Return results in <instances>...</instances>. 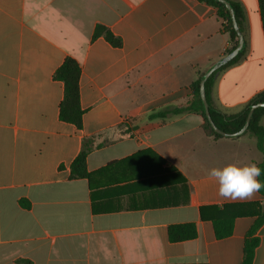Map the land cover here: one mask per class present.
<instances>
[{
	"label": "crops",
	"instance_id": "0c3cea01",
	"mask_svg": "<svg viewBox=\"0 0 264 264\" xmlns=\"http://www.w3.org/2000/svg\"><path fill=\"white\" fill-rule=\"evenodd\" d=\"M234 1L244 53L217 73L209 102L225 114L264 90L259 0ZM230 44L203 0H0V264H243L257 216L218 238L213 208L255 211L263 196L226 200L208 173L260 163L256 139L210 136L200 112L148 117L188 105ZM68 56L81 66V128L60 117L55 73ZM98 134L109 141L89 153V177L72 178L83 140ZM186 223L197 237L171 241L169 227ZM257 235L253 264H264V223Z\"/></svg>",
	"mask_w": 264,
	"mask_h": 264
},
{
	"label": "trees",
	"instance_id": "16d2710c",
	"mask_svg": "<svg viewBox=\"0 0 264 264\" xmlns=\"http://www.w3.org/2000/svg\"><path fill=\"white\" fill-rule=\"evenodd\" d=\"M209 4L215 6L218 11L219 17L222 19L223 30L229 34L231 44L226 49L225 53L231 52L238 44V34L233 26L232 18L229 10L224 3L216 0H203ZM232 2L233 8L236 12V17L241 30L243 29V9L241 5L234 1ZM261 16L264 27V0H259ZM96 32H105V36L113 43H118V39L107 29L102 26L96 28ZM244 48L229 62L221 66L216 70L206 81V93L208 101L210 102V94L212 91L213 83L216 75L221 70L237 62L239 58L243 55ZM206 70L199 72L197 79L192 83L191 88L193 92V97L188 105L176 107L167 106L157 111L151 112L149 114V119H161L165 120L176 114L195 111L200 112L204 118L203 128L204 131L215 138H221L223 135L217 133L210 125L204 110V105L200 96V81ZM80 76H81V66L79 62L68 56L64 63L57 69L55 77L65 84L64 98L61 103L60 117L63 121H67L75 124L78 128L82 127L84 109L81 106L80 100ZM258 102H264V90L259 92L249 103V108L237 114H225L212 105H210V112L215 124L222 130L233 133L239 131L245 124L250 107ZM264 116V107H258L254 110L252 118L248 129L242 135H248L256 139L257 148L263 154V160L258 163L262 170V175L259 178L261 182H264V125L261 122ZM108 139L102 134L93 135L83 140L82 148L79 154L76 156L71 167V177L72 178H85L89 177V171L87 168V157L89 153L98 147H101L108 143ZM185 182V181H184ZM263 196V201L254 203L258 206L255 211H240L237 208L241 206H249L246 204H230L224 205L223 207H214L213 209L218 210V214L213 216L211 219L214 224V229L216 236L218 238H224L233 233L235 218L239 215L252 214L256 215L257 218L251 228L248 230L245 237L244 245V259L243 264H253L255 250L259 244V237L257 232L260 226L264 223V188L259 191ZM23 206H29L28 202L20 200ZM252 205V204H251ZM201 212L204 216V208H201ZM169 237L173 242L189 240L197 237V226L194 223H186L180 225H172L169 227Z\"/></svg>",
	"mask_w": 264,
	"mask_h": 264
},
{
	"label": "clouds",
	"instance_id": "9594fccd",
	"mask_svg": "<svg viewBox=\"0 0 264 264\" xmlns=\"http://www.w3.org/2000/svg\"><path fill=\"white\" fill-rule=\"evenodd\" d=\"M208 175L217 183L219 196L226 200L249 199L264 188L258 162L228 163L213 167Z\"/></svg>",
	"mask_w": 264,
	"mask_h": 264
},
{
	"label": "water",
	"instance_id": "95a60500",
	"mask_svg": "<svg viewBox=\"0 0 264 264\" xmlns=\"http://www.w3.org/2000/svg\"><path fill=\"white\" fill-rule=\"evenodd\" d=\"M216 1L224 3L225 6L227 7V9L229 10L231 18H232L233 26H234L237 34H238V44L231 52L225 54L223 57H221L219 60H217L204 73V75L200 81V96H201V99H202V102L204 105L206 117H207L210 125L212 126V128L217 133H219L223 136L234 137V136L242 135L248 129L254 110L257 109L258 107H264V102H258L256 104H253L250 107V110H249V113H248V116H247V119H246L244 126L237 132L229 133V132L222 130L221 128H219L215 124V122L212 119L211 112H210V104H209V101L207 98V93H206V81L216 70H218L221 66H223L224 64H226L227 62L232 60L243 49L244 44H245V38H244V35H243L241 28L239 26V23H238V20L236 17V12H235V9L233 8L232 2L230 0H216Z\"/></svg>",
	"mask_w": 264,
	"mask_h": 264
}]
</instances>
